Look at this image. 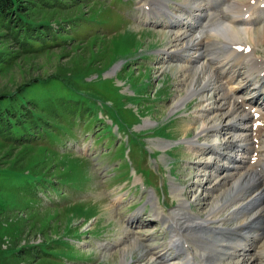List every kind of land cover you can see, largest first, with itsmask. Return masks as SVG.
Instances as JSON below:
<instances>
[{
	"label": "rangeland",
	"instance_id": "rangeland-1",
	"mask_svg": "<svg viewBox=\"0 0 264 264\" xmlns=\"http://www.w3.org/2000/svg\"><path fill=\"white\" fill-rule=\"evenodd\" d=\"M149 1L15 0L7 17L0 16V264H123L122 250L137 235L121 238L139 230L134 250L175 255L167 249L169 231L149 217L178 211L190 171L205 167L191 162L186 144L204 121L217 113L220 122L223 112L200 110L212 107L215 89L182 100L177 89L186 85L177 71L193 53L180 52L182 41L175 51L169 40L191 19L181 16L185 28H168L148 10ZM161 1L174 13L181 0ZM200 4L193 0L190 7ZM255 50L264 59V40ZM231 81L220 80V93L264 113V96L250 101L254 82L241 91L239 76ZM228 120L222 117V125ZM239 129L234 135L250 133ZM225 130L210 138L218 150L207 169L213 178L198 181L196 194H208V201L224 189L212 188L222 172L234 175L223 153L238 157L235 166L247 162L234 148V135L235 143L225 144L231 136ZM193 201L189 194L186 202ZM129 218L140 225L131 226ZM234 241L227 253L246 242ZM140 256L134 252L126 264L160 260L146 263Z\"/></svg>",
	"mask_w": 264,
	"mask_h": 264
},
{
	"label": "bare ground",
	"instance_id": "bare-ground-1",
	"mask_svg": "<svg viewBox=\"0 0 264 264\" xmlns=\"http://www.w3.org/2000/svg\"><path fill=\"white\" fill-rule=\"evenodd\" d=\"M191 1L193 0L179 1L176 8H171L174 11L171 13L163 6L161 0H150L148 10L168 28L172 26L185 28L181 16L190 17L191 20L187 26L185 25V30L171 32L169 40V45L175 48V51L182 41L185 43L180 52L193 53L186 57L188 64L178 68L177 73L182 76L179 82L185 84L186 89L178 88L177 92L182 96V100H185L188 96L195 98L197 93L205 90H218V93L211 95V99H214L210 103L212 107L210 109L201 107L200 110L212 112L222 110L223 113L220 122L217 113L210 121H204L194 139L186 144L193 154L191 162L194 160L203 162L205 167L204 170L196 169L197 171L190 167L193 169L190 171L193 173L191 184L180 189L184 201L179 204L178 211L168 215L163 212L155 213L149 217V221L161 222L169 231L167 249L173 250L175 255L168 256L163 249L159 251V257L152 250H146L144 254L141 250H134L140 245L142 231H130V234L127 232L121 239L134 234L137 238L134 239V244L122 250V262L126 264L127 256H133L134 252L139 251L140 257L146 260V263L159 258L158 264H264L262 262L264 235L259 233L264 229V140H262L264 113L254 108L255 106H248L244 98L220 93L223 90L220 80L225 79L230 82L238 75L240 78L236 86L238 90L243 91L250 88L248 86L251 83H255L253 87L255 93L250 97L251 103L256 104L264 96V59L255 52V46L260 40H264V0H207V2L201 0L203 6H208L205 7L204 13L201 4L190 7ZM260 22H263L262 27L252 32L257 28L252 26ZM220 68L226 69V72L223 74ZM256 76L259 79H255ZM187 78L189 81L185 83ZM232 97H236L237 100L232 101ZM180 105L181 103H177L174 108ZM222 117L225 120L229 118L230 124H227V127L222 125ZM197 118L203 117L198 114ZM231 126H236V129L232 131L229 128ZM226 128L230 129L231 136L225 144L230 146L231 143L236 142L234 148L241 151L240 158H247V162L244 161L247 164L241 161L240 165H243L244 170L239 173L241 166L234 165L238 157L223 153L228 160V166H232L230 169L234 175L223 171L222 168L219 169L223 171L222 176L217 178L212 188L224 187V189L210 197L208 201V194L204 196L196 194L198 186L201 187L198 181L202 176L207 178V182L213 178V174L207 169L216 162L217 159H214L213 155L215 152L217 155L218 150L214 149V140L210 138L225 132ZM239 128L249 130L250 133L244 136L234 135V131L240 130ZM206 141L209 143H204L202 144L204 146L198 148L200 142ZM222 142L223 140L220 141ZM225 144L222 150L227 148ZM196 148L200 153H204H196ZM216 157L219 159L218 156ZM229 179L233 182L230 183ZM189 194L194 198L192 203L186 202ZM222 214L224 215L221 216ZM128 223L134 227L140 225L138 218H129ZM156 230L158 229H153L152 234ZM239 238L245 239L248 244L240 243L234 247L233 252L227 253L232 244L237 242L234 240ZM260 238L262 243L256 246V252L247 257L246 254L252 250L251 246L255 241L257 244ZM131 247L133 250H130Z\"/></svg>",
	"mask_w": 264,
	"mask_h": 264
},
{
	"label": "trees",
	"instance_id": "trees-1",
	"mask_svg": "<svg viewBox=\"0 0 264 264\" xmlns=\"http://www.w3.org/2000/svg\"><path fill=\"white\" fill-rule=\"evenodd\" d=\"M15 0H0V16L7 17L9 10L14 9Z\"/></svg>",
	"mask_w": 264,
	"mask_h": 264
}]
</instances>
